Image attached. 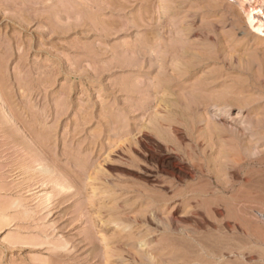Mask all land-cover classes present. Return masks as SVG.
Listing matches in <instances>:
<instances>
[{
    "label": "rangeland",
    "instance_id": "374dc122",
    "mask_svg": "<svg viewBox=\"0 0 264 264\" xmlns=\"http://www.w3.org/2000/svg\"><path fill=\"white\" fill-rule=\"evenodd\" d=\"M238 3L0 0V264H264Z\"/></svg>",
    "mask_w": 264,
    "mask_h": 264
},
{
    "label": "bare ground",
    "instance_id": "6f19581e",
    "mask_svg": "<svg viewBox=\"0 0 264 264\" xmlns=\"http://www.w3.org/2000/svg\"><path fill=\"white\" fill-rule=\"evenodd\" d=\"M239 1L241 3V6L246 10L245 13L247 16V22L250 25V27L254 31L264 34V0H239ZM240 3L238 4L240 5Z\"/></svg>",
    "mask_w": 264,
    "mask_h": 264
}]
</instances>
